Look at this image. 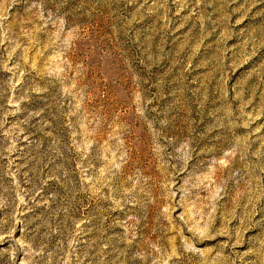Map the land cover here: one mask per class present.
Instances as JSON below:
<instances>
[{
	"label": "rangeland",
	"instance_id": "obj_1",
	"mask_svg": "<svg viewBox=\"0 0 264 264\" xmlns=\"http://www.w3.org/2000/svg\"><path fill=\"white\" fill-rule=\"evenodd\" d=\"M0 264H264V0H0Z\"/></svg>",
	"mask_w": 264,
	"mask_h": 264
}]
</instances>
